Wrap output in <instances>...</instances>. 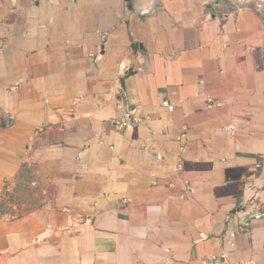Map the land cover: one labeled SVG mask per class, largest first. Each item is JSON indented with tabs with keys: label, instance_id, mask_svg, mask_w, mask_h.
I'll return each mask as SVG.
<instances>
[{
	"label": "crops",
	"instance_id": "obj_1",
	"mask_svg": "<svg viewBox=\"0 0 264 264\" xmlns=\"http://www.w3.org/2000/svg\"><path fill=\"white\" fill-rule=\"evenodd\" d=\"M230 1L0 0V264H264V21Z\"/></svg>",
	"mask_w": 264,
	"mask_h": 264
},
{
	"label": "built area",
	"instance_id": "obj_2",
	"mask_svg": "<svg viewBox=\"0 0 264 264\" xmlns=\"http://www.w3.org/2000/svg\"><path fill=\"white\" fill-rule=\"evenodd\" d=\"M162 105L166 107L168 111L173 110V106L167 101L164 100L162 101ZM221 103L219 101H215L212 98H207V107L212 108V107H218L220 106ZM147 117L138 115L131 111L129 108L125 110V113L123 117L118 121V124L120 126H127V125H132V124H138L142 120H145ZM225 132H227L229 135H233L235 133V126L232 123H228L224 126L223 128ZM186 136H187V126L183 125L181 126L180 130L176 134V141L178 142V158L176 161V164L174 166V169L176 171H179L182 169V153L185 150L186 147ZM156 157H160V155H156ZM171 186V184H169ZM185 186V193L187 195V198L191 196L194 193V188L192 184L189 182H184ZM201 264H257L254 260L249 259L241 262H236V263H231L227 260V254L223 253L219 256L215 255H210L203 257L200 260Z\"/></svg>",
	"mask_w": 264,
	"mask_h": 264
},
{
	"label": "rangeland",
	"instance_id": "obj_3",
	"mask_svg": "<svg viewBox=\"0 0 264 264\" xmlns=\"http://www.w3.org/2000/svg\"><path fill=\"white\" fill-rule=\"evenodd\" d=\"M241 1H239L240 4L243 5L245 2H247L248 7L250 5L251 8L258 11L259 14L262 16V19L264 21V0H241ZM244 5H246V4H244Z\"/></svg>",
	"mask_w": 264,
	"mask_h": 264
},
{
	"label": "water",
	"instance_id": "obj_4",
	"mask_svg": "<svg viewBox=\"0 0 264 264\" xmlns=\"http://www.w3.org/2000/svg\"><path fill=\"white\" fill-rule=\"evenodd\" d=\"M227 5H229L231 8H234L236 5L235 4H233L230 0H223ZM240 5V4H239ZM140 47V45L139 44H135V43H133L132 45H131V48L134 50V49H138ZM128 72H125V74H124V76L126 75V73H131V70L130 69H128L127 70ZM123 76V77H124ZM123 77H121L120 79H119V82H118V88H119V95L122 93V90H123ZM263 174H264V171H263ZM262 177H264V175L262 176Z\"/></svg>",
	"mask_w": 264,
	"mask_h": 264
},
{
	"label": "flooded vegetation",
	"instance_id": "obj_5",
	"mask_svg": "<svg viewBox=\"0 0 264 264\" xmlns=\"http://www.w3.org/2000/svg\"><path fill=\"white\" fill-rule=\"evenodd\" d=\"M254 209L257 210V212L261 215V216H264V205L262 204H256L254 206Z\"/></svg>",
	"mask_w": 264,
	"mask_h": 264
}]
</instances>
